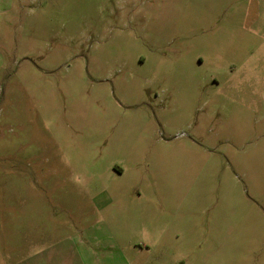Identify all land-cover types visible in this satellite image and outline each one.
I'll list each match as a JSON object with an SVG mask.
<instances>
[{
	"label": "rangeland",
	"instance_id": "rangeland-1",
	"mask_svg": "<svg viewBox=\"0 0 264 264\" xmlns=\"http://www.w3.org/2000/svg\"><path fill=\"white\" fill-rule=\"evenodd\" d=\"M0 264H264V0H0Z\"/></svg>",
	"mask_w": 264,
	"mask_h": 264
}]
</instances>
